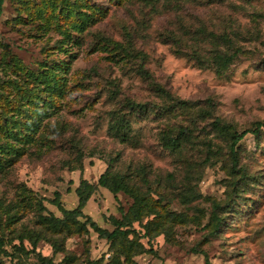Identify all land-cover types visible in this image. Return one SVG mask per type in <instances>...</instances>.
Instances as JSON below:
<instances>
[{
  "label": "rangeland",
  "instance_id": "1",
  "mask_svg": "<svg viewBox=\"0 0 264 264\" xmlns=\"http://www.w3.org/2000/svg\"><path fill=\"white\" fill-rule=\"evenodd\" d=\"M148 1H5L0 17V142L8 139L6 145L18 152L0 170V236L6 234L7 241L13 231L35 227L28 199L43 198L48 211L61 216L50 201L56 191L66 208L73 209L81 179L96 183L111 166L147 177L161 216L168 211L189 216L187 222H167L171 241L164 235L142 237L139 241L147 251L134 257L136 264H205L207 258L210 264H264V130L260 138L249 133L238 143L239 165L255 181L239 198L240 188L226 187L232 178L231 155L211 124L220 118L242 132L264 120V0ZM200 27L226 31L242 47L227 75L176 54L179 45L161 36L183 29L192 37ZM190 45L180 47L190 51ZM196 46L210 49L212 44L204 40ZM141 67L170 91L174 102L188 101V106L163 112L172 100L157 95L139 73ZM128 102L148 104L161 113L132 111L125 106ZM119 109L130 113L126 141L110 131ZM167 125L189 128L191 141L182 162L161 144L160 131ZM209 143L215 164L204 166ZM191 168L196 169L186 183ZM171 173L175 180L167 181ZM187 186L202 195L185 204L181 199ZM230 195L231 206L222 213L224 224L211 234L206 225L213 201L225 203ZM11 201L19 206L6 212ZM133 202L129 194L99 187L84 212L112 230L109 217L121 219V209L127 212ZM16 212L22 220L12 224ZM135 227L145 233L138 223ZM24 245L69 264L66 251L55 253L45 239L36 244L26 240ZM111 246L91 227L65 241L75 257L73 264L88 258L108 263ZM5 249L9 254L0 255V264L17 262L13 245ZM23 258L37 262L34 253Z\"/></svg>",
  "mask_w": 264,
  "mask_h": 264
},
{
  "label": "trees",
  "instance_id": "2",
  "mask_svg": "<svg viewBox=\"0 0 264 264\" xmlns=\"http://www.w3.org/2000/svg\"><path fill=\"white\" fill-rule=\"evenodd\" d=\"M6 0H0V17L3 14L4 3ZM149 2L148 0H142ZM223 1V0H216ZM202 2V1H201ZM211 2V1H209ZM204 26V25H203ZM190 32V31H189ZM189 33L183 29L174 30L165 35H161L163 40L166 42H174L181 46V44H186V42H191L190 51H182L181 47L175 49V53L179 55H185L189 59L194 60L199 66L203 68H210L216 71L219 76L227 75L228 71L231 69L232 65L240 58L243 53L242 47L238 45L231 35L223 31L222 33L209 30L206 27H200L199 29L192 32V37L188 36ZM200 38V39H199ZM199 39V40H198ZM208 40L211 42L212 47L210 49H202V47H197V41L203 42ZM143 66V65H142ZM144 79L151 83V87L156 91L157 95L166 101L172 100L169 105H166L163 112H171L175 110L177 105L180 108L188 106V101H177L174 102L170 91L164 87L162 84L156 82L152 79L150 71L141 67L139 70ZM48 72L45 73V78L49 77ZM52 75V74H51ZM125 106H128L130 110H136L137 112L142 111L146 114L157 115L161 113V110L156 109L154 106L150 107L148 104H135L134 102H128ZM124 107V105H123ZM140 107L142 109H140ZM137 108V109H136ZM161 108V107H158ZM211 115V112L208 113ZM130 113L128 111L119 109L116 110L113 115V122L110 125V131L115 135L119 136L122 141L129 140L130 138V128L131 122L129 119ZM164 116V115H163ZM212 127L216 129L218 136L226 141L228 152L231 155V170L230 173L232 178L227 181L226 187H232L235 191L240 188L239 193L236 196L243 198L241 195L242 191L248 190L249 185L254 184L255 181L252 177L248 175L247 169L244 166L239 165V155L237 151L238 143L249 133L255 135L256 138H260L264 130V120L255 121L250 127L242 132H239L233 124L227 123L220 118H216L212 121ZM9 129V127H8ZM10 131V129H9ZM189 128L180 127L176 129L171 125H167L166 128L160 131V141L167 152L173 154L178 162H182L180 157L182 156L185 148L190 144L191 139L188 136ZM9 140L6 139L4 142H0V170L9 165L7 161L10 159L13 161V156L18 151L12 148L8 144ZM208 156L204 159L202 164L204 166H213L214 161H211L212 154L214 152L210 149V143L208 144ZM194 169L188 170L185 179H189L192 174H190ZM190 174V175H189ZM185 180L186 183H190V180ZM175 180L174 173L169 174L167 181ZM99 187H104L110 190L114 194L119 192H124L133 197L134 202L126 212L122 210V218L119 219L115 216H110L109 220L113 224V229L109 230L103 228L96 221H94L90 216L86 215L84 208L87 205L89 199L92 197L94 192L98 190ZM189 191L182 195V201L186 204L199 198L202 194L196 193L190 186H187ZM78 195V205L73 209H68L62 202V195L60 191H56L55 198L50 201L55 204L61 212V216L55 215L48 211V208L44 204L43 198L34 200L28 199V204L34 209L36 220L35 227L29 228L26 226L21 231H13V236L8 237L7 241L5 238L6 234L0 236V255L2 253L9 254L5 249L7 244L13 245L15 252V258L17 262L12 264H29L26 259L23 258V254L28 256L30 253H34L37 257V262L35 264H61L57 263L52 257L42 254L41 252H36L33 248L31 251L26 249L24 242L26 240L34 241L35 244L41 240L45 239L49 242L55 253L66 251L65 261L69 264H73L75 257L66 249L65 241L68 237L74 234H84L89 232V228H93L100 237L111 241V250L113 255L110 262L104 263L102 259L93 260L86 259V264H127L133 263L134 257L147 251L145 245L139 240L142 237L153 238L156 236L164 235L166 240L171 241L172 233H170L171 224L167 222L175 223L176 219L183 220L187 222L189 216L187 213H176L173 211H168V215L165 217L161 216V211L155 204V200L152 199V193L156 192L149 182L147 177L139 175L136 172L124 173L119 170H114L110 166L105 172H103L96 183H92L85 178H82L79 186L76 189ZM191 195V196H190ZM161 199H166L167 196H161ZM232 195L225 203L220 201H213V211L210 215L209 223L206 225L211 230V234H217L224 224V217L222 216L224 208L231 206L230 202ZM2 206V205H1ZM16 201H11L6 209V212H11L13 209L18 207ZM86 217L85 221L81 218ZM153 217L155 219H151ZM148 220L144 223V220ZM22 220L20 213L16 212L12 215L11 223H17ZM161 221L158 224V221ZM135 223H138L142 228L145 229V233H141L139 229L135 227ZM90 226V227H89ZM133 235V238L130 236ZM14 239H19L20 244L14 243ZM122 258L125 261H122ZM73 262V263H71ZM83 261H79L77 264H85ZM205 264H210L209 259H206Z\"/></svg>",
  "mask_w": 264,
  "mask_h": 264
}]
</instances>
